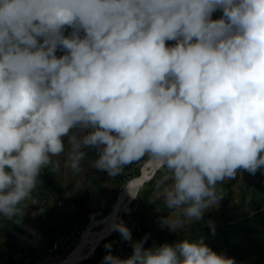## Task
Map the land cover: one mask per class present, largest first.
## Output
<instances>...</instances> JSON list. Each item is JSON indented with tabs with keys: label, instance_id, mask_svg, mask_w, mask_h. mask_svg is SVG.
<instances>
[{
	"label": "clouds",
	"instance_id": "obj_1",
	"mask_svg": "<svg viewBox=\"0 0 264 264\" xmlns=\"http://www.w3.org/2000/svg\"><path fill=\"white\" fill-rule=\"evenodd\" d=\"M65 138L73 172L84 150L110 178L148 155L167 169L161 226L214 235L218 185L264 167V0H0V219L35 203ZM110 228L132 242L115 215ZM148 238L124 259L105 244L102 264H236L203 235Z\"/></svg>",
	"mask_w": 264,
	"mask_h": 264
},
{
	"label": "rangeland",
	"instance_id": "obj_2",
	"mask_svg": "<svg viewBox=\"0 0 264 264\" xmlns=\"http://www.w3.org/2000/svg\"><path fill=\"white\" fill-rule=\"evenodd\" d=\"M212 19L221 17L222 12L213 13ZM71 32V28L65 29L67 36ZM42 43V38H38ZM167 45L172 46L175 41H167ZM64 54V50L58 48L56 55L59 57ZM66 151L58 157H53L54 161H59L60 168L57 172H52L51 168L42 169L38 175L37 189L34 192V204H30L23 208L25 215L21 218L14 217L17 224L23 223V235L26 237H37L42 243V247L48 246L51 239L55 236L57 228L69 231L77 226L78 240H81L83 233L92 228L98 230L100 227L97 220L106 217L117 205L120 191L124 185L132 178L127 175V170L132 164L125 167L124 171L115 178L108 177L104 171L93 168L94 161L97 157L96 150H84L85 156L80 162V172H73L66 164L69 163L67 157V138H65ZM140 169L136 176L142 173ZM167 174V169L161 168L153 175V179H149L140 187L137 198L143 196L144 206L140 210L141 224L146 232H153L157 235L158 245L163 243H173L182 239H197L190 233L189 227L204 226L205 223L194 222L191 226L184 229H176L171 231L168 227H162L160 223L161 217L169 215L170 210L164 203L157 183L163 176ZM151 180V181H150ZM260 188L256 190V186ZM224 199L220 201L219 207L208 210L204 213V220L215 222V227L225 229L226 235H218V240H213L209 235L205 237V243L217 253L223 252L227 257L235 259L236 264H263L264 255L261 254L260 242L257 244L243 242L236 237V231L239 230L235 224L237 220L244 215L251 214L256 209L264 206V167L256 172L255 175L249 174L245 170H238L236 178L225 180L222 185ZM36 190V189H35ZM88 198L85 203L90 207V213L87 220L84 217L83 208L76 203V200ZM24 205L30 201L23 202ZM43 211L41 212V209ZM110 210V212H109ZM133 211V206L129 211L122 209L117 219L121 215H125ZM175 217H173L174 219ZM120 220V219H119ZM118 220V221H119ZM12 220L0 219V264H9V256L12 252V244L14 237L10 234ZM232 225V226H231ZM264 241V228L260 227ZM228 235V237H226ZM110 236V235H109ZM103 239L93 253L88 258L79 261L77 264H96L95 256L98 248L106 242L116 246L121 252H127L128 243L122 242L120 236H116L115 232L110 237ZM257 240V239H256ZM262 240V239H260ZM237 252V254H236ZM126 254L125 258H128ZM64 257L50 256L44 254L41 258L30 259L27 264H48L54 261L63 260Z\"/></svg>",
	"mask_w": 264,
	"mask_h": 264
},
{
	"label": "built area",
	"instance_id": "obj_3",
	"mask_svg": "<svg viewBox=\"0 0 264 264\" xmlns=\"http://www.w3.org/2000/svg\"><path fill=\"white\" fill-rule=\"evenodd\" d=\"M152 159L148 155H145L139 161H135L132 166L127 170V175L132 174L134 178L140 169L148 164ZM161 168H158V170ZM133 206V211L128 214L121 215L118 220H123L124 224L128 226L132 233V240L136 237L143 238L148 235L150 241H155L153 232H146V229L137 220V212L141 207V204L136 196L130 204ZM55 236L51 239L48 246L42 247V243L37 237L18 236L13 241L12 257L13 262L11 264H27L30 259L41 258L44 254L50 256H59L66 258L76 247L78 240L77 226L69 231H64L62 228H57ZM115 232L116 236H121L119 232ZM112 232V233H113ZM110 234V236L112 235ZM109 236V237H110Z\"/></svg>",
	"mask_w": 264,
	"mask_h": 264
},
{
	"label": "trees",
	"instance_id": "obj_4",
	"mask_svg": "<svg viewBox=\"0 0 264 264\" xmlns=\"http://www.w3.org/2000/svg\"><path fill=\"white\" fill-rule=\"evenodd\" d=\"M213 16L214 15H212V18H213ZM66 28L68 29L69 27L65 26V29ZM157 171H160V169L157 170ZM157 171H156V173H157ZM259 188H260V186L257 185L256 186V190H258ZM34 192H39V190L36 188V190ZM138 200H139V202L141 204V207L139 208V210H138L136 215H137V220L141 223L139 218L141 217L142 213H141L140 210L143 208L145 202H144L143 196L138 198ZM87 201H88L87 197H84L82 200L81 199L76 200V203L79 204L83 208L84 217H85L86 220H87V217H88V215L90 213V207L85 205V203ZM109 212H110V210H109ZM119 221L123 222V220H119ZM23 226H24L23 223L17 224L15 222V219L13 218L12 227L10 229V234L13 235L14 239L16 237H18V236H25V235H23L24 234L23 233ZM235 226L239 229L235 233H236V237L239 238L241 243L246 241V242L257 244L258 242H260V247H261L260 251H261V254L264 255V241H263L262 231H261V228H260V227L264 228V206L259 207L258 209H256L251 214L241 216L237 220ZM189 229H190V233L193 236H195V237H200L201 235H203L204 237H207V236L210 235L213 240H218L219 239L218 235H221V234L224 235V236L226 235L225 229L222 228V227H218V228L215 227V234L214 235L211 234V229L207 225L198 226V227H189ZM153 234L155 236V241H150L149 238H148V240L145 243V247L146 248L151 247L153 245V243H155V244L158 243L157 235L155 233H153ZM226 237H228V235ZM119 238H121V236ZM140 239L141 238L136 237L134 240H132V242L139 241ZM260 239H262V240H260ZM122 242L128 243L127 252L126 253L121 252V250H118L116 248V246H114L113 244H112V248H111L110 251H111L112 255L118 256V257L124 259L126 254H129V256H131V254L133 252V249L131 247V243L132 242H128V241H124V240H122ZM107 243L108 242H106L105 244H107ZM105 244H103L100 248H98V250L96 252V256H95L96 264H102L103 257L106 254H108L109 250L105 248ZM12 246H13V244H12ZM236 254H237V252H236ZM12 262H13V257H12V254H11L9 256V264H11Z\"/></svg>",
	"mask_w": 264,
	"mask_h": 264
},
{
	"label": "bare ground",
	"instance_id": "obj_5",
	"mask_svg": "<svg viewBox=\"0 0 264 264\" xmlns=\"http://www.w3.org/2000/svg\"><path fill=\"white\" fill-rule=\"evenodd\" d=\"M157 170L158 168L153 160L148 162V164L144 166L140 175L131 178L124 185L120 191L119 200L114 209L106 217L97 220L96 225H98L100 229H87L69 256L63 260L54 261L48 264H77L79 261L88 258V255L94 252L99 243L113 232V230L110 228L113 215L117 217L118 213L122 209H125L126 211L130 210V204L134 199L133 197L136 198L140 187L143 186L149 179H151L153 177L152 174H155Z\"/></svg>",
	"mask_w": 264,
	"mask_h": 264
}]
</instances>
